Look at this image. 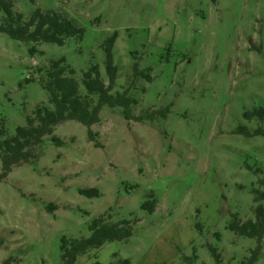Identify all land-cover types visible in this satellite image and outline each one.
I'll return each instance as SVG.
<instances>
[{"label":"rangeland","instance_id":"1","mask_svg":"<svg viewBox=\"0 0 264 264\" xmlns=\"http://www.w3.org/2000/svg\"><path fill=\"white\" fill-rule=\"evenodd\" d=\"M8 1L26 20L57 11L84 36L60 47L0 34V143L38 107L54 108L41 84L53 62L74 70L82 97L83 74L94 65L108 85L105 45L114 33L111 94L127 91L134 117L167 112L138 123L105 107L91 129L73 121L56 127L36 160L0 184V264H61V240L90 237L102 216L132 222V237L76 264H216L209 246L223 264L245 261L256 241L228 226L235 215L254 220L253 191H264V138L239 133L264 128L244 116L264 108V0ZM136 64L150 80L135 78Z\"/></svg>","mask_w":264,"mask_h":264},{"label":"trees","instance_id":"2","mask_svg":"<svg viewBox=\"0 0 264 264\" xmlns=\"http://www.w3.org/2000/svg\"><path fill=\"white\" fill-rule=\"evenodd\" d=\"M1 13L5 17L0 22V34H5L19 42L53 44L63 47L68 39L74 38L81 41L84 36L82 27L57 11L36 10L26 20L21 13H16L13 10L10 1L0 0ZM116 39L117 34L114 33L105 45L106 73L109 84L105 85L102 80L99 67L92 66L83 74V86L87 92L85 97L81 96L80 85L73 77L74 70L64 65V59L51 64L46 72V78L41 81V84L48 93L49 102L54 108L38 107L34 117L27 118L26 126L17 128L14 136L7 137L0 143V184L7 179L14 167L35 161L44 139L52 136L56 127L61 124L73 121L91 129L92 126L100 123V114L105 107L122 108L128 120L138 123L154 120L158 115L166 116L167 111H158L147 117H134L131 114V108L135 101L128 97V92L111 94L118 74L113 61V48ZM134 74L135 78L145 76L137 64L134 66ZM145 77L150 80L149 76ZM92 96L98 98L96 103L92 101ZM244 116L248 121L264 122V108L246 112ZM239 133L246 137L261 136L264 138V128H258L253 132L247 131L246 128H240ZM5 135L4 128H0V138ZM88 135L93 140L94 134L91 130ZM52 141L59 147L63 145L57 137H53ZM259 183L264 188V179H261ZM81 194L91 198L99 196L96 190H83ZM253 194L254 203L259 204L254 209V220L241 222L235 215L228 226L235 235L256 241V248L240 264H257L263 248L264 191L254 190ZM143 208L149 213L155 212L154 202H147ZM131 224L130 221L111 223L106 221L103 216L94 220L89 226L90 237L71 241L66 238L61 240V264H76L79 256L85 255L90 250L100 249L107 243L128 241L132 237ZM209 250L216 264H223L222 256L217 249L209 246ZM117 264H130V262L120 260Z\"/></svg>","mask_w":264,"mask_h":264}]
</instances>
